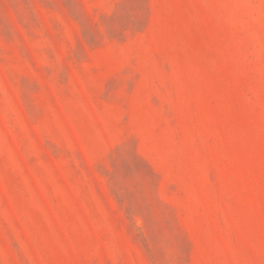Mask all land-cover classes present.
Masks as SVG:
<instances>
[{
	"label": "rangeland",
	"instance_id": "374dc122",
	"mask_svg": "<svg viewBox=\"0 0 264 264\" xmlns=\"http://www.w3.org/2000/svg\"><path fill=\"white\" fill-rule=\"evenodd\" d=\"M0 264H264V0H0Z\"/></svg>",
	"mask_w": 264,
	"mask_h": 264
}]
</instances>
